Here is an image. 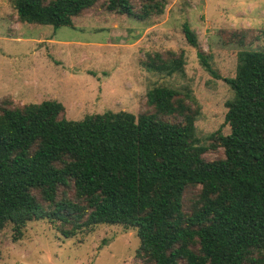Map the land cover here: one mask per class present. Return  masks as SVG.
Wrapping results in <instances>:
<instances>
[{
	"label": "trees",
	"instance_id": "trees-1",
	"mask_svg": "<svg viewBox=\"0 0 264 264\" xmlns=\"http://www.w3.org/2000/svg\"><path fill=\"white\" fill-rule=\"evenodd\" d=\"M96 1L14 0V8L20 22L73 27V17ZM143 2L137 14L130 0H108L106 8L139 19L162 14L164 0ZM182 28L203 68L221 79L189 25ZM152 61L150 71L183 70L182 57ZM222 79L233 91L224 116L230 132L211 135L224 149L213 161L196 137L198 110L186 102L194 97L171 87L150 89L156 113L137 117L105 111L67 119L56 100L0 107V230L11 224L17 240L28 221L43 218L69 223L65 237L120 224L136 229L139 250L153 264H263L264 45L240 51L235 76ZM188 185L200 186L189 214L182 209ZM69 186L75 201L57 200Z\"/></svg>",
	"mask_w": 264,
	"mask_h": 264
},
{
	"label": "rangeland",
	"instance_id": "rangeland-1",
	"mask_svg": "<svg viewBox=\"0 0 264 264\" xmlns=\"http://www.w3.org/2000/svg\"><path fill=\"white\" fill-rule=\"evenodd\" d=\"M107 3L97 0L81 11L73 27L54 28L20 22L14 0H0V107L56 100L67 119L105 111L137 117L156 113L146 94L167 86L194 97L196 104L186 102L198 110L196 137L207 147L203 158H223V147L211 136L230 132L224 116L233 91L222 78L235 76L240 51L264 45V0H164L162 14L145 19L109 11ZM130 3L136 14L141 12L143 0ZM184 23L221 79L200 64L197 48L185 38ZM156 55L166 62L182 57V72L148 70ZM199 191V185L185 187L183 212H191ZM35 193L47 211L54 208ZM73 193L72 186L60 187L57 200L75 201ZM70 228L57 219L32 220L15 240L7 224L0 230V264H153L139 250L135 228L97 224L63 236L61 229Z\"/></svg>",
	"mask_w": 264,
	"mask_h": 264
}]
</instances>
